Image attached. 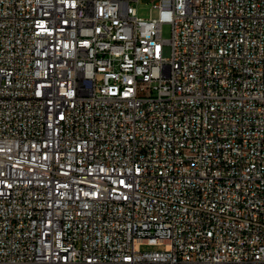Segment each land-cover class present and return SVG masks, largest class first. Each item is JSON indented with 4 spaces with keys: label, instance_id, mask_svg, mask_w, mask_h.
<instances>
[{
    "label": "built area",
    "instance_id": "built-area-1",
    "mask_svg": "<svg viewBox=\"0 0 264 264\" xmlns=\"http://www.w3.org/2000/svg\"><path fill=\"white\" fill-rule=\"evenodd\" d=\"M142 1L0 0V264H264V0Z\"/></svg>",
    "mask_w": 264,
    "mask_h": 264
},
{
    "label": "rangeland",
    "instance_id": "rangeland-1",
    "mask_svg": "<svg viewBox=\"0 0 264 264\" xmlns=\"http://www.w3.org/2000/svg\"><path fill=\"white\" fill-rule=\"evenodd\" d=\"M138 10V15L141 18L148 19L150 15L152 17H157V11L152 8L149 0H143L140 5L136 6ZM162 37L164 40H169L171 38V27L165 25L163 27ZM142 250H151V251H163L165 250V245L153 246V247H142Z\"/></svg>",
    "mask_w": 264,
    "mask_h": 264
}]
</instances>
